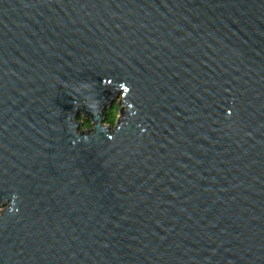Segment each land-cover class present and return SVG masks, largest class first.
Masks as SVG:
<instances>
[{"label":"water","instance_id":"1","mask_svg":"<svg viewBox=\"0 0 264 264\" xmlns=\"http://www.w3.org/2000/svg\"><path fill=\"white\" fill-rule=\"evenodd\" d=\"M13 194L0 264H264V0H0Z\"/></svg>","mask_w":264,"mask_h":264},{"label":"clouds","instance_id":"2","mask_svg":"<svg viewBox=\"0 0 264 264\" xmlns=\"http://www.w3.org/2000/svg\"><path fill=\"white\" fill-rule=\"evenodd\" d=\"M113 82L110 79L103 80V86L109 89H112ZM82 88H88L89 85L82 84ZM79 91V89H77ZM115 92L118 93V96L112 105L111 108L106 110V119H103L101 122L102 131L108 126L115 127L117 124V114L123 111V102L128 101L127 97L131 93V88L124 82L119 83L118 87L115 88ZM81 107H87L90 109L92 116L86 117L84 113H81L79 117L69 116L68 122H75L79 125L77 129L78 134H94L95 131V118L99 116V101L92 100L91 103H88V100L82 101L77 110ZM231 116V112L228 113V117ZM109 140L113 137L109 136ZM17 200H19L18 194H13V198H5L3 201H0V221H3L6 215H15L18 213L19 209L17 207Z\"/></svg>","mask_w":264,"mask_h":264},{"label":"rangeland","instance_id":"3","mask_svg":"<svg viewBox=\"0 0 264 264\" xmlns=\"http://www.w3.org/2000/svg\"><path fill=\"white\" fill-rule=\"evenodd\" d=\"M119 118H120V113L117 114V122ZM109 127L111 128V130H114L116 128V126L115 127L109 126Z\"/></svg>","mask_w":264,"mask_h":264}]
</instances>
